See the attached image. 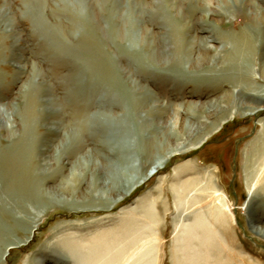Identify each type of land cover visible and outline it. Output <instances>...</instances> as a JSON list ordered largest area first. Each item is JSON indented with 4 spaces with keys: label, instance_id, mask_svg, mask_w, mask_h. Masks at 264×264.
I'll use <instances>...</instances> for the list:
<instances>
[{
    "label": "rangeland",
    "instance_id": "rangeland-1",
    "mask_svg": "<svg viewBox=\"0 0 264 264\" xmlns=\"http://www.w3.org/2000/svg\"><path fill=\"white\" fill-rule=\"evenodd\" d=\"M213 1L39 0L32 8L27 5L31 0H0V154L32 144V152L28 146L24 150L31 152L36 179L31 187L35 191L22 194L0 176V264H76L69 253L72 247L86 254L76 243L90 246L104 233L108 258L123 261L138 249L140 254L150 251L149 264H173L172 256L176 262L185 256L175 250L182 223L191 228L196 214L215 228L210 236L209 229H201L209 240L213 236L212 244L197 248L201 233L181 242L193 254L200 253L192 262L184 258L185 264H264V233L255 229L264 228V186L253 188L252 195L246 188L251 179L246 174L253 173L248 157L263 138L264 103L251 113L245 105L264 87L260 50L252 65L235 68L226 63L219 71L231 44L212 40L249 27L264 39V16L255 14L259 8L264 13V0ZM251 2H258L256 11ZM212 9L220 12L211 14ZM173 28L186 42L193 63L199 49L211 48L206 49L209 64L189 69L184 57L173 64L168 55L160 62L154 41L173 54L169 43L162 42L170 39ZM46 29L55 30L53 36L62 44H55ZM88 29L101 43L100 52L111 67L108 73L80 54ZM214 46H227L218 50L222 56L216 60ZM240 81L252 87L236 84ZM232 91L236 96L240 91L243 106L234 98L232 106L208 118L216 129L193 133L192 142L208 134L198 147L172 153L186 139L189 124L198 125L205 115L195 110V103L210 106ZM29 100H34L32 118L25 124L22 114ZM137 100L142 104L133 111L130 101ZM135 115L148 118L140 123ZM144 147L148 158L140 151ZM158 162L163 163L155 172L151 168ZM106 164L118 166L125 175L120 192L101 184L100 170ZM95 171L101 173V183L94 180ZM183 182L188 186L183 188ZM209 185L225 198L233 215L228 221L218 224L211 218L210 208L217 205H209L210 191L203 189ZM179 196L183 200L177 210ZM6 244L13 245L2 257Z\"/></svg>",
    "mask_w": 264,
    "mask_h": 264
},
{
    "label": "bare ground",
    "instance_id": "bare-ground-1",
    "mask_svg": "<svg viewBox=\"0 0 264 264\" xmlns=\"http://www.w3.org/2000/svg\"><path fill=\"white\" fill-rule=\"evenodd\" d=\"M32 2H28L27 5L30 7L33 8L35 5H37V3L39 2V0H31ZM216 1V0H215ZM104 2V1H103ZM208 3H214L213 0H207ZM258 3V2H257ZM256 2H251L250 5L251 7L253 8L254 7V10H255V6L258 7L259 4H257ZM34 4V5H33ZM105 4V3H104ZM261 5V4H260ZM93 6V5H92ZM37 7V6H35ZM259 8V7H258ZM257 8V9H258ZM33 11V10H32ZM256 11V10H255ZM254 11V12H255ZM258 12H256V16L257 17H261V16H264V13H263V10L260 11V8L259 10H257ZM220 11L216 10V9H212L211 10V14H215V13H219ZM36 13V12H35ZM37 14V13H36ZM1 17H3V14L0 15ZM255 16V17H256ZM204 18V17H203ZM212 18V17H211ZM36 19V18H35ZM41 19V18H40ZM98 19V18H97ZM42 20V19H41ZM200 21V20H199ZM247 22V21H246ZM43 23V22H41ZM99 24V23H98ZM42 25V24H40ZM46 28V27H45ZM53 29V28H52ZM40 30V29H39ZM89 30V29H88ZM99 30V29H98ZM97 30V31H98ZM206 31V30H205ZM251 31L253 32V30L249 29L246 30V29H239L238 32H225L224 34H219L218 37L216 38H213L212 40L214 41H218V40H228V43L231 44L230 47L228 48L227 52L225 53V55H223V62L221 63V66L219 67V71H224L225 70V64L226 63H229L230 65L234 66L235 68L238 67L239 63H241L242 65H245V64H251L253 62V57L255 56L256 54V51L257 50H260L259 51V69L261 70L262 72V75L260 76L262 78V80L264 81V39L261 38V39H258L254 34H251ZM211 33H213L212 31H210ZM45 34L50 37L52 40L54 39V43L55 44H62L61 40H58L56 38V36H53L54 34L56 35V31L55 30H47L46 29V32ZM87 34V33H86ZM170 34V33H169ZM210 34V33H209ZM46 36V37H47ZM170 37V36H169ZM262 37V36H261ZM163 39V37L161 38ZM206 39V37H205ZM217 39V40H216ZM83 40V39H82ZM53 42V41H51ZM100 41H98L93 35H92V30L88 32V35H87V39L82 41L80 43V45L82 44L83 46H81L79 49H80V54L82 53V56H85L83 58V60H85L86 62L88 61L89 64L93 66H96V69H104L105 72H109V70L111 69L110 65H107V63L105 62L106 60V55L103 53V52H100V46H101V43H99ZM161 42V41H160ZM164 42V45L169 43V47H172V51H173V54H168L166 52V49H164V46H157L158 45V42L157 40L154 41L155 43V46H154V49H155V54L156 56L159 58L160 62L163 60L162 57H164V55H168V58L170 60V62H173V64H179L181 63V57H184V60L186 61L187 64H189V69H193V68H201L202 66L206 65V64H209L210 60H211V57L209 56L210 53L208 54L206 52V49H208V51H211V48H206L205 49V46H204V49L201 50L199 49L200 51L196 54V57H194V63L191 61V57L189 56V52H188V46L187 45H184L186 44V42L183 41V39H181V35L179 33V31L175 28H173L171 30V37L170 39L166 42L165 41H162ZM210 42V41H209ZM188 43V42H187ZM211 43V42H210ZM194 45V43H193ZM220 45V43H219ZM63 47V46H62ZM208 47V46H207ZM74 48V47H73ZM224 48H227V46H223V47H218V46H214V50H215V54L212 56V58H214L215 60L220 58L221 56L219 55V51L218 50H221V49H224ZM184 49L185 50V53L182 54L181 53V50ZM226 50V49H225ZM64 51V50H63ZM76 51V49H75ZM78 51V49H77ZM219 53V54H218ZM33 54V53H32ZM75 54V53H74ZM154 54V53H153ZM0 58H1V55H0ZM82 58V57H81ZM86 58V59H85ZM162 59V60H161ZM165 59V58H164ZM109 62V60H108ZM163 62V61H162ZM106 63V65H104ZM214 63V62H213ZM162 64V63H160ZM172 64V65H173ZM252 65V64H251ZM258 65V64H257ZM222 69V70H221ZM111 72V71H110ZM106 74V73H105ZM112 74V73H111ZM108 76V75H107ZM227 78V77H226ZM242 78V77H241ZM247 80V79H246ZM242 84H245L247 88H251L252 86L246 82V81H240L239 83H236L238 85H241ZM215 86H218V82H216V84H214ZM253 85V84H252ZM254 87V86H253ZM245 89H241V91H244ZM248 90V89H247ZM259 92L261 93L255 101L249 99L248 100V103H245V105H249L250 107V113L253 112V111H256L258 109L261 108V106H263V103H264V87H260L259 89ZM240 91H237V96L232 92H230L229 94H226L225 96H223L220 100H217L215 101V103L213 105H210V106H206L205 104L204 105H198L197 103H195V110H199L200 112L204 113L205 115L201 117V120H199V124L198 125H193V124H189L190 125V129H189V132L187 135H185V140H188L187 144H188V148L185 149L183 148V144L185 142V140L178 144L175 145L176 149L175 151H173L172 153H176V152H181V150L183 151H186L188 149H191V148H194V147H198V145H200L205 139H206V134L205 136H203L202 138H198L196 136V139L194 140V142L190 141L192 140L191 136L193 135V133H197L199 130L201 131L203 129V131H206V130H213V129H216L213 128V125L211 122H208V118H211V117H214L218 114L221 113L222 110L226 109V108H229L230 106L233 105V99L237 97L238 99V96L240 93H238ZM252 92V91H251ZM250 97V95H249ZM253 98V97H252ZM242 99L239 98L238 99V102H242L241 101ZM34 102V100H29L27 101L26 103V106H28L26 108V111L24 112V114H22V121H24L25 124L28 123L29 120H31L32 118V115L30 114V107L32 106V103ZM141 101L137 100V101H130L131 103V109L133 111H137L138 108L140 107V105L142 103H140ZM242 104V103H240ZM243 106V104H242ZM236 111V110H235ZM148 112V111H147ZM224 115V114H222ZM225 117V115L223 116ZM147 115H145L144 117H141V116H138V115H135V119H137V121L139 120L140 123H143L144 120H147ZM18 123V122H17ZM176 123V122H174ZM223 123V121H222ZM20 125V123H18ZM166 124V123H165ZM221 124V123H220ZM81 125V124H80ZM164 125V124H163ZM162 125V126H163ZM68 126V125H67ZM175 126V124L173 125ZM263 126V125H262ZM71 127V126H70ZM73 127V126H72ZM166 127V125H165ZM25 128H26V125H25ZM179 128V126H178ZM172 129V128H171ZM182 129V128H181ZM140 131V133H142V129L140 130V126L138 127V129ZM180 130V129H179ZM72 131V130H71ZM181 131V130H180ZM188 131V129H187ZM71 133V132H70ZM205 133V132H204ZM260 133L261 135L263 134V138H262V141L261 142V145L260 147L258 148H253L252 149V153L250 154V156L248 157V159L250 160V163H252V166H253V173H252V176H249L248 174H246V179L247 181H249V178L250 181L248 184H246V188H247V191L248 193H250L252 195V192L257 188V187H263L264 186V126L262 127V129L260 130ZM259 136V134L257 135ZM162 138V137H161ZM167 139V138H166ZM170 139H173L170 138ZM256 138H254V141L251 142V144H254L256 141H255ZM142 140V139H141ZM174 141V140H173ZM192 142V143H190ZM151 144V143H150ZM18 145V144H17ZM29 147L30 150L28 151H31L32 152V144H28V145H25V147ZM25 147L22 149V150H19L17 149L15 152H6L4 153V155H1L0 154V176L2 177V179L5 181V183L8 184L9 188L14 190V192L16 191H21L22 194L23 192H28L30 191V189H34V188H31L32 186H35L36 185V179H34L33 175H32V171H31V167H30V162H31V157L29 156L31 152L27 153L28 151H25ZM28 148V149H29ZM181 149V150H180ZM112 151H114L113 149H111ZM120 149L116 148V154L119 153ZM141 153L143 154V156L145 155L146 156H149L148 154V150L144 147L142 150H140ZM1 153V152H0ZM115 154V155H116ZM170 155V154H169ZM102 156V155H101ZM111 156V155H110ZM116 158L119 157L118 156H115ZM107 158V157H106ZM148 158V157H146ZM109 159V158H108ZM162 161V159H160ZM102 161V159H101ZM111 161V160H110ZM115 161V160H113ZM120 161V160H119ZM163 162H158L156 163V165H154L153 170H158L161 165H162ZM113 164V163H112ZM189 165V164H188ZM183 166V165H182ZM181 166V168H183ZM192 166V165H191ZM102 170H100V172L104 175L102 176L104 178V181H100V177L99 175L101 176V173H97L96 174V171L94 172V177H95V181H100V183L102 185H105V187L110 190V191H115L116 192H120L121 189H123L124 185H126L127 181L125 180L126 177L125 175L123 174V172L120 170V168H118V166H111V165H104L102 166ZM180 168V169H181ZM187 168V167H186ZM184 169V168H183ZM182 170V169H181ZM184 171V170H183ZM182 171V172H183ZM187 171V169L185 170ZM98 172V171H97ZM153 172V173H155ZM179 172V171H178ZM181 172V171H180ZM179 172V173H180ZM177 173V174H179ZM147 174V173H146ZM251 175V174H250ZM177 177V176H176ZM211 177V176H207V179ZM139 180V179H138ZM206 180V179H205ZM207 181V180H206ZM205 181V182H206ZM210 181V180H209ZM208 182V181H207ZM96 183V182H95ZM184 183V182H183ZM209 183V182H208ZM40 183H38L39 185ZM189 183H184L183 185H181L183 188L184 187H187ZM197 184V182L195 184H193V186L195 187V185ZM214 185V183H212ZM119 186V187H116V186ZM131 185V184H130ZM187 185V186H186ZM213 185H209L207 186V188H205V186L203 187L204 189V192H205V189L209 190L210 191V195L208 196L209 199V205L212 206V204L214 203L215 205L219 206L222 210L225 211L226 213V216L222 215L220 210H217V206H212L210 208V211H209V214L211 213L212 216L211 218L213 219L214 223H217L219 224V222L222 221V223L224 221H228L229 220V217L232 218V214L231 212L228 210L229 207H227V203L225 202V198L222 197V195L217 192V190L219 191V189H215L213 187ZM134 186V185H133ZM133 186L130 188L132 189ZM180 186V187H181ZM199 186V185H198ZM215 186V185H214ZM260 187V188H261ZM126 188V187H125ZM254 188V190H253ZM36 189V188H35ZM35 189L33 191H35ZM129 189V190H130ZM201 189V188H200ZM128 190V191H129ZM187 190V189H186ZM202 190V189H201ZM37 191V190H36ZM126 191V192H128ZM179 191V190H178ZM177 192V191H176ZM185 192V191H184ZM188 192V191H187ZM197 192V191H196ZM178 193V192H177ZM180 193V192H179ZM175 194V193H174ZM185 194V193H184ZM30 196V195H29ZM185 196H188L185 194ZM33 197V195H32ZM177 198V196H176ZM264 198V196H263ZM195 199V198H194ZM181 200H183V197L181 198L179 196L178 198V202L179 203H176L177 200L175 201V204H176V209L178 210L179 209V204L181 202ZM206 200V199H205ZM192 201V199H191ZM190 202V201H189ZM199 204V203H198ZM192 205V204H191ZM190 206V205H189ZM146 207L148 208V205L146 204ZM186 207V206H185ZM181 209V208H180ZM183 209V208H182ZM147 210V209H146ZM195 213V212H194ZM223 213V212H222ZM194 219L193 223H192V227L190 228L189 226H184L183 224L185 223H182V229L180 230L181 234L180 236L181 237H177L176 235H179V233L177 234L176 233V237L178 238H175L177 239V242H179L177 245V248L175 250H178L180 251V253L178 252V254H181V251L184 252L183 254H185V256L183 255V258L181 256V258L179 259H183V263L184 262H187L188 258L189 260L194 261L197 259V257L199 256V251L196 253V250H195V253L193 254V251L190 252V248H189V245H180L181 242H185L187 241V238L190 236L193 235V238L195 235H198V233H201V236L203 235V237L201 239H197V248H200V247H205L209 244V242L211 243L210 240L213 239V236H211L212 239H208V237L210 236V233L211 235H213L212 233L213 232V229L215 230V228L211 227V224L209 222L208 219H204L200 216V214H196L194 216ZM264 222V221H263ZM176 226H179V222H176ZM191 226V225H190ZM177 228V227H176ZM205 228V230L209 229L208 230V235L205 233L203 234L201 229ZM255 229H258L260 232L264 233V228L262 226L260 227H257L255 226ZM176 231V230H175ZM206 232V231H205ZM216 234V233H215ZM215 237V235H214ZM196 238V236H195ZM78 239V238H77ZM105 239H106V234H102L100 238H97V239H93L91 240L92 244L89 246L88 243H84V242H77L76 243V247L77 246H80V247H83L85 248L86 251H88V253L86 254H83L82 252L80 253L79 250L75 249V247H72L73 249L69 251L71 257L74 259V261L76 262V264H149V261H151L150 259V251L146 250L145 252H141L140 254V250L138 249H135L133 252H131L130 254L127 253V255H125L124 257V260L123 261H117V259H115L114 257L113 258H108L107 257V252L109 250V247L108 245L106 244L105 242ZM185 240V241H184ZM192 240V238H191ZM215 240V239H214ZM80 241V240H79ZM74 242V241H73ZM111 242V241H110ZM175 242V240H174ZM176 242V243H177ZM5 243V242H4ZM101 243H104V248H102L101 250L99 251H93V247L94 246H97ZM109 243V242H107ZM139 243V242H138ZM191 243V242H190ZM113 245V243H110ZM194 244V243H192ZM196 244V243H195ZM212 244V243H211ZM209 244V245H211ZM13 244H6L5 245V248H4V251H3V254H2V257L5 256L7 253L6 251L9 250L11 247H12ZM107 245V246H106ZM111 245V246H112ZM138 245V244H137ZM140 245V244H139ZM143 245V244H142ZM180 245V246H179ZM85 246V247H84ZM194 246V245H193ZM114 247V246H113ZM144 247V246H142ZM146 247V246H145ZM195 247V246H194ZM193 247V248H194ZM78 248V247H77ZM97 249V248H96ZM119 249V248H118ZM122 249V248H121ZM200 250V249H199ZM68 251V250H67ZM114 251V250H113ZM129 251V250H128ZM173 251V250H172ZM202 251V250H201ZM115 252V251H114ZM117 252V250H116ZM124 252V251H123ZM139 252V253H138ZM176 252V251H175ZM190 252V253H189ZM6 253V254H5ZM85 253V252H84ZM191 254V255H189ZM193 254V255H192ZM119 255V254H118ZM121 256V254H120ZM124 256V255H123ZM190 256V257H189ZM121 258V257H120ZM172 261H174L173 264H183L182 261L179 260V262H176V258L174 256H172ZM184 258H187V260L185 259L184 261ZM119 260V259H118ZM152 262V261H151ZM150 262V264H151ZM188 263V262H187ZM185 264V263H184Z\"/></svg>",
    "mask_w": 264,
    "mask_h": 264
}]
</instances>
